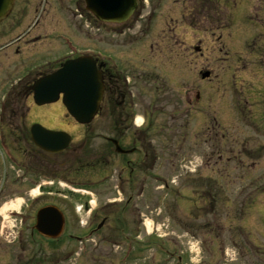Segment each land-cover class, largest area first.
<instances>
[{
  "label": "rangeland",
  "instance_id": "obj_1",
  "mask_svg": "<svg viewBox=\"0 0 264 264\" xmlns=\"http://www.w3.org/2000/svg\"><path fill=\"white\" fill-rule=\"evenodd\" d=\"M19 1V21L5 34L0 27V114L15 81L49 74L88 52L127 79L131 112L145 115L151 125L145 172L135 168L133 174V181L145 179V198L137 202L145 227L133 235L143 241L133 245L125 264H264L263 58L247 49L252 38H260L251 19L258 0H229L230 7L235 2L242 6L231 26L226 19L208 25L205 17L215 10L209 3L208 10L200 8L202 0H140L134 17L117 26L97 21L86 0H52L51 5L46 0ZM184 2L200 6L192 11ZM223 10V16L228 14ZM233 14L231 9L230 20ZM241 52L249 74L235 72ZM207 70L213 77L203 80L200 74ZM29 109L26 127L38 123L75 138L67 166L54 173L40 170L35 178L38 185L46 184L41 185L44 197L38 207L54 204L72 217L73 205L80 204L74 195H95L94 183L106 176L97 174L99 168L81 171L84 149L79 147L85 145L88 155L99 151L110 156L111 147L102 138H112L109 99L85 133L71 118L64 122L68 120L60 103L40 107L32 101ZM14 120L17 126L21 122ZM50 180L53 187L47 185ZM50 189L53 194L47 195ZM22 204L21 199L13 208ZM97 241L89 240L79 257L81 246L67 247L64 236L53 244L52 264L113 263L96 250Z\"/></svg>",
  "mask_w": 264,
  "mask_h": 264
},
{
  "label": "flooded vegetation",
  "instance_id": "obj_2",
  "mask_svg": "<svg viewBox=\"0 0 264 264\" xmlns=\"http://www.w3.org/2000/svg\"><path fill=\"white\" fill-rule=\"evenodd\" d=\"M19 2V0H12L9 14L0 23L3 34H5L7 27L12 28L19 21ZM59 2L64 1L60 0ZM52 3V0H46V4L51 5ZM208 3L210 9L215 10V12L212 11L205 17L208 25H221L220 19H226L227 24L231 26V23L234 24L238 20L234 18L238 17L237 10L242 7L238 2L230 7L229 0H202L200 1V8L208 10L205 6ZM200 4L184 2V5H190L187 9L189 8L192 11L198 10L197 7ZM223 8L229 10L228 14L224 16L223 12L225 11ZM231 9L234 10V14L231 16L233 17L231 18L232 21L229 19ZM139 10L140 7L138 6L137 11ZM254 11V16L251 19L257 27L261 39L257 38L258 36L255 37L249 46H252L255 57L261 56L263 58L260 67L263 70L262 74H264V0L257 1ZM217 29L221 31L224 27ZM220 38H222V35H220ZM220 40L218 39V41ZM238 58L237 63H243V65L235 68L236 74H249L245 61L242 60L241 56ZM99 64L102 66L101 72L104 74L106 82L112 84L111 91L114 94L110 102L112 138L102 137L109 143L111 152L110 156H106V152L99 151L93 155H88L84 148L85 145L79 147L81 151L84 149L81 155L80 167L82 168L81 171L86 173L87 166H92L95 170L99 168L96 170L97 174L99 176L106 174V176L103 177L102 181L94 183L95 195L88 197H85V195L74 196L81 204L83 214H74L72 217H67V214H65L63 236L67 238V247L74 249L75 246L84 245L86 250H88V245H86L85 237H91V239L98 237V241L94 244L96 250L105 252V255L110 256L113 262L111 264H118L119 259L125 264L131 259L133 245H139L143 241V238L134 237L133 235L135 233L141 234V229L143 230V227H145L144 216L140 213L141 209L137 203L145 198V179L133 181V174L135 168L145 172V155L146 158L148 157L147 153L145 154L147 137L145 132L148 125L145 127V115L142 125L136 126L134 114L120 113V109H126L130 106L127 103V94L119 89L120 85L107 64L101 61H99ZM32 82L26 85L22 93L16 91L14 87L11 95L14 94L15 97L8 96L7 98L4 97L3 100L10 103L9 100L13 101L15 99V103L12 102V104L32 102ZM242 95L244 96L243 93ZM254 95H257V93ZM66 120L69 121V116ZM26 124L22 120L20 127H17L15 123L10 122L8 125L11 129L6 131L8 133L4 134V130L0 132V142L4 144L3 147L0 146V264H52L50 251L53 250L55 241L44 237L36 229L37 213L39 209L47 206V204L38 207V202L42 197H33L32 191L38 183L35 178L40 170L46 173L47 171L48 173H54L55 170L58 172L67 166L69 152L73 150V147L69 146L65 151L56 154L41 151L31 138L30 128L34 124L30 125L29 128L26 127ZM50 130L64 131L63 129ZM110 139L116 140L126 153H118L116 147L109 141ZM1 149L7 152V156H4ZM113 157L115 160H113ZM114 167V174L113 172H107L108 168L112 171ZM23 170L26 171L24 172L26 175L21 174ZM126 174L128 175L124 177ZM105 191L108 192L107 195L101 193ZM102 197L108 198L102 200ZM21 199L23 204L20 208L18 210L13 208ZM141 206L145 208L144 205ZM83 233L84 235H82ZM81 250V248H78L77 254L79 257L83 255ZM47 251H49L48 255ZM44 255H46V259ZM115 259L116 262H114Z\"/></svg>",
  "mask_w": 264,
  "mask_h": 264
},
{
  "label": "water",
  "instance_id": "obj_3",
  "mask_svg": "<svg viewBox=\"0 0 264 264\" xmlns=\"http://www.w3.org/2000/svg\"><path fill=\"white\" fill-rule=\"evenodd\" d=\"M87 9L100 22L123 24L134 14L138 0H86ZM11 1L0 0V22L10 11ZM198 50V49H197ZM209 74L203 75V78ZM34 101L38 106L56 103L61 95L68 114L80 125H90L101 109L104 99L105 83L97 62L91 57H81L65 63L61 69L39 79L32 87ZM32 140L42 150L60 153L72 141L64 132L46 130L40 125L31 128ZM118 152L119 144L113 141ZM61 211L54 206L41 209L37 214L36 229L49 238H59L64 229Z\"/></svg>",
  "mask_w": 264,
  "mask_h": 264
},
{
  "label": "trees",
  "instance_id": "obj_4",
  "mask_svg": "<svg viewBox=\"0 0 264 264\" xmlns=\"http://www.w3.org/2000/svg\"><path fill=\"white\" fill-rule=\"evenodd\" d=\"M17 90H18L20 93H22V92L24 91V86L18 88ZM17 90H16V91H17ZM109 95H110L109 97H112V94L109 93ZM13 97H14V94H13ZM22 108H23V107H22ZM6 110H7V109H6ZM8 111H11V110L8 109ZM122 113H125V111L122 110ZM13 114H14V112H13Z\"/></svg>",
  "mask_w": 264,
  "mask_h": 264
}]
</instances>
